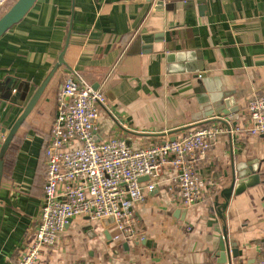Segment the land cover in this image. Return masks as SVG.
Returning <instances> with one entry per match:
<instances>
[{"label":"crops","instance_id":"crops-1","mask_svg":"<svg viewBox=\"0 0 264 264\" xmlns=\"http://www.w3.org/2000/svg\"><path fill=\"white\" fill-rule=\"evenodd\" d=\"M64 49L66 64L5 154L0 264H16L36 241L46 148L58 91L69 75L82 76L107 96L96 122L98 139L119 135L139 147L203 124L224 131L196 163L201 201L182 204L180 191L170 189L174 169L165 165L152 179L155 188L135 204L134 238H115L114 220L75 215L56 244L40 249L41 264H231L216 252L223 229L239 250L232 264L262 259L264 134L242 127L249 122V99L264 92V0H207L202 10L197 0H166L162 7L158 0H36L0 36V149ZM227 96L239 106L237 117L217 109ZM253 171L258 183L229 198L221 194L233 176Z\"/></svg>","mask_w":264,"mask_h":264},{"label":"built area","instance_id":"built-area-1","mask_svg":"<svg viewBox=\"0 0 264 264\" xmlns=\"http://www.w3.org/2000/svg\"><path fill=\"white\" fill-rule=\"evenodd\" d=\"M8 1L0 0V12ZM106 102L104 91L82 76L65 77L46 148L47 172L36 241L16 264H41L40 249L56 244L59 233L75 215L112 217L117 225L115 238H134L138 232L135 204L155 188L152 179L165 165L174 169L170 189L180 191L182 204L191 206L204 198L196 163L223 127H194L174 138L139 147L119 135L97 141L96 122ZM247 107L249 122L242 128L251 134H264V92L252 96ZM145 175L148 178L141 179ZM45 264L90 263L57 260ZM255 264H264V257Z\"/></svg>","mask_w":264,"mask_h":264},{"label":"water","instance_id":"water-1","mask_svg":"<svg viewBox=\"0 0 264 264\" xmlns=\"http://www.w3.org/2000/svg\"><path fill=\"white\" fill-rule=\"evenodd\" d=\"M165 1L166 0H158V3H160V6L162 7L163 5H165ZM35 2L36 0H15L12 3V5L0 15V36L4 32H6L14 23L21 20L25 16V14L29 11V9L34 5ZM197 2L201 10L203 8H206L207 0H197ZM64 51L65 49L61 52L58 61L54 64L53 68L50 70L48 75L44 78V80L35 90L31 98L23 108L22 112L19 114V116L15 119L12 126L9 128L0 149V174L3 173L5 154L17 130L25 121V119L30 114L32 109L34 108L35 104L41 97L44 89L48 85L51 78L54 76L58 67L61 64H66L64 58ZM235 104L236 103L234 96H227L217 104V109L222 110L225 113H232L237 117L239 115L238 113L239 106ZM2 130L6 131L7 130L6 126L2 127ZM95 139L97 141L100 140L97 138V136H95ZM146 178H148V176L146 175L141 177V179H146ZM259 181H260V175L254 171L249 174H242L239 177L233 176L229 184L223 187V189L221 190V194L229 198L233 193L236 194L240 193L243 190H245L247 187L255 185ZM216 199H219V195L216 196ZM108 220L113 221L114 219L111 217L108 218ZM221 232L222 233L219 238L218 248L216 252L221 257L220 261L222 263L228 262L232 264V258L237 257L239 255V250L235 246L234 242H231L230 239L228 238L226 229L221 230Z\"/></svg>","mask_w":264,"mask_h":264},{"label":"trees","instance_id":"trees-1","mask_svg":"<svg viewBox=\"0 0 264 264\" xmlns=\"http://www.w3.org/2000/svg\"><path fill=\"white\" fill-rule=\"evenodd\" d=\"M14 1L15 0H9L8 3L6 4V6L3 8V10H1L0 14L3 13L6 9H8ZM203 125H205V124H203Z\"/></svg>","mask_w":264,"mask_h":264},{"label":"rangeland","instance_id":"rangeland-1","mask_svg":"<svg viewBox=\"0 0 264 264\" xmlns=\"http://www.w3.org/2000/svg\"><path fill=\"white\" fill-rule=\"evenodd\" d=\"M1 14H2V13H1ZM1 14H0V15H1ZM14 24H15V23H14ZM14 24H13V25H14Z\"/></svg>","mask_w":264,"mask_h":264}]
</instances>
